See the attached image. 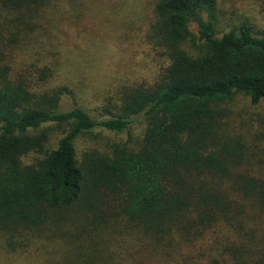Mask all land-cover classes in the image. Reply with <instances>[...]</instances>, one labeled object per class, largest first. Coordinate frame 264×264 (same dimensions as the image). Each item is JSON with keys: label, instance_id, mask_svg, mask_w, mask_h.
<instances>
[{"label": "trees", "instance_id": "1", "mask_svg": "<svg viewBox=\"0 0 264 264\" xmlns=\"http://www.w3.org/2000/svg\"><path fill=\"white\" fill-rule=\"evenodd\" d=\"M100 1L0 0V263L264 264V115L230 110L264 100V31L241 20L217 36L216 0L147 2L155 77L94 118L67 86H43L60 20L76 30ZM49 45V65L12 69L20 48ZM97 130L129 145L78 155Z\"/></svg>", "mask_w": 264, "mask_h": 264}, {"label": "rangeland", "instance_id": "2", "mask_svg": "<svg viewBox=\"0 0 264 264\" xmlns=\"http://www.w3.org/2000/svg\"><path fill=\"white\" fill-rule=\"evenodd\" d=\"M216 1L217 36H221L241 20H248L256 31H264V0ZM147 2L151 5L154 0H102L99 6L91 7L90 18L79 24L76 30L60 20L56 47L53 45L52 48L57 55L56 72H52L53 77L43 89L67 86L74 92L78 105L95 118L104 115L103 109H108L112 104H108V101L122 87L151 83L160 59L146 45L147 13L150 7ZM60 7L65 8L61 1ZM190 30L196 34L194 24ZM183 47L189 53H195L190 42H186ZM33 49V52H28L27 47L20 48L12 65L14 71L21 72L31 64L37 69L42 64L49 65L53 61L47 56L50 45L36 46ZM36 69H32L30 78L35 82L38 81ZM69 101V96L62 99V103ZM230 110L245 120L253 118L254 114L264 115V100L253 108L247 99L238 96ZM236 113L232 115L237 116ZM242 119L237 121L243 122ZM141 129L140 124L132 126L129 131L132 138L130 145L137 143ZM61 136L60 129L51 127L48 131V146L53 147ZM128 142L127 133L114 135L105 130H97L90 136L79 138L76 150L78 155L88 150L107 153L112 145L126 146L129 145ZM34 157L36 156L33 155L28 161L35 159ZM35 255L36 253H32L29 257L17 258L16 264H35Z\"/></svg>", "mask_w": 264, "mask_h": 264}]
</instances>
